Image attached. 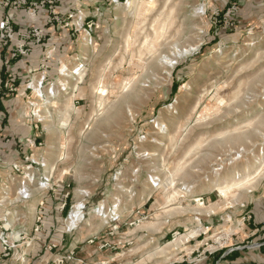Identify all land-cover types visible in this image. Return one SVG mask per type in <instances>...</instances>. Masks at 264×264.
Instances as JSON below:
<instances>
[{
	"label": "rangeland",
	"instance_id": "rangeland-1",
	"mask_svg": "<svg viewBox=\"0 0 264 264\" xmlns=\"http://www.w3.org/2000/svg\"><path fill=\"white\" fill-rule=\"evenodd\" d=\"M104 1L42 88L16 71L37 93L0 180V264H222L254 243L240 235L264 188V0ZM44 192H63L67 233L38 239Z\"/></svg>",
	"mask_w": 264,
	"mask_h": 264
},
{
	"label": "crops",
	"instance_id": "crops-1",
	"mask_svg": "<svg viewBox=\"0 0 264 264\" xmlns=\"http://www.w3.org/2000/svg\"><path fill=\"white\" fill-rule=\"evenodd\" d=\"M61 0L60 8L65 13L68 10L79 8L86 12V8L90 5L95 9L105 7L104 0ZM74 34L70 27L56 28L51 32L49 38V45L55 46L54 57L50 60V67L46 70V77L53 76L56 70L55 64L59 60L65 59L70 48L75 42ZM68 46V47H67ZM44 50L38 48L34 51L27 62L19 61L17 63L18 72L27 76L32 69L36 67V77L42 75V70L39 68V62L43 56ZM34 67V68H33ZM21 69V70H20ZM26 85L20 84L17 92L8 96H0V180L3 178L4 172L9 171L11 164L17 160H21V151L18 148L19 139L30 138L29 131L32 128L31 123L26 118H22L21 113L26 106L27 90ZM30 134V136H29ZM41 193V192H40ZM62 193V194H61ZM59 197H52L45 192L41 194L44 199V211L41 214V231L34 233L33 237L38 239L45 236H54L61 232L67 233V229L60 228L62 222V200L63 192H60ZM56 196V195H54ZM251 206L252 219L249 221V226L244 227V232L240 235L241 241H261L262 245L259 248H248L242 244L240 248L235 249L234 252L226 255L222 259V264H264V188L261 193L252 201H248ZM27 219L32 220V226L35 225L38 215L32 211L28 214ZM3 226V225H1ZM6 228V227H4ZM64 235V234H62ZM241 245V244H240ZM36 243L33 242L32 249L34 250ZM31 249V250H32ZM229 249L225 250V255ZM221 254V256L223 255ZM213 255L211 258L214 259ZM207 259L201 264H215L214 261ZM53 264V262L40 261H26L20 264Z\"/></svg>",
	"mask_w": 264,
	"mask_h": 264
},
{
	"label": "built area",
	"instance_id": "built-area-1",
	"mask_svg": "<svg viewBox=\"0 0 264 264\" xmlns=\"http://www.w3.org/2000/svg\"><path fill=\"white\" fill-rule=\"evenodd\" d=\"M60 2L61 0H0V96H8L18 91L17 63L19 61L27 62L38 48L44 50L39 62V68L43 73L37 82V85L42 88L46 78L45 72L50 67V60L54 57L56 50L55 46L49 45L52 30L70 27L74 33L85 26L83 10L74 8L64 13L59 7ZM61 70H59L60 73ZM1 76H4V79H1ZM35 85L36 83L30 81L27 88L36 92ZM34 104L31 102V105ZM33 163L40 164L35 160ZM14 167L20 169L22 165L16 163ZM26 177L19 189V193L24 199L31 196L29 173L26 174ZM31 178L34 177L31 176ZM50 180L51 175H44L40 178L37 188L51 187ZM41 204H44V199ZM248 217L251 218V216ZM261 245V241H254L246 246L259 248ZM241 246L233 245L229 250H235Z\"/></svg>",
	"mask_w": 264,
	"mask_h": 264
},
{
	"label": "bare ground",
	"instance_id": "bare-ground-1",
	"mask_svg": "<svg viewBox=\"0 0 264 264\" xmlns=\"http://www.w3.org/2000/svg\"><path fill=\"white\" fill-rule=\"evenodd\" d=\"M52 86H50L49 87V89H48V92H49V94L51 95V94H55V88L54 87H52ZM38 89V91L40 92V88H37ZM237 177H238V180H235L233 183H234V185H237V186H239V185H242V184H245L246 182H249V180H250V178H248L247 176H244V177H242V178H240V174L239 175H237ZM79 204V203H78ZM79 206V205H78ZM77 206V207H78ZM75 210V209H74ZM79 210V209H78ZM75 212V211H74ZM78 213V211H76V213L74 214V213H72V216H71V219L73 220V221H75V218H76V216L78 215L77 214ZM72 221V222H73ZM73 224V223H72ZM187 237V236H186ZM184 238H181V239H176V240H174V241H170V242H168L167 243V247H165V248H163L162 250H161V252L162 253H164V252H167V251H170L171 249H170V247L171 246H175V245H179V242H181L182 240H183Z\"/></svg>",
	"mask_w": 264,
	"mask_h": 264
}]
</instances>
